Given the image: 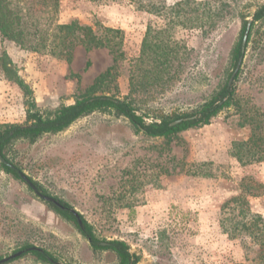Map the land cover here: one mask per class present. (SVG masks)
I'll use <instances>...</instances> for the list:
<instances>
[{
    "label": "rangeland",
    "instance_id": "rangeland-1",
    "mask_svg": "<svg viewBox=\"0 0 264 264\" xmlns=\"http://www.w3.org/2000/svg\"><path fill=\"white\" fill-rule=\"evenodd\" d=\"M12 1L38 35L27 46L0 37V124L26 125L32 103L42 115L70 105L109 70L92 95L129 101L146 123L194 116L228 83L231 49L251 20L233 104L209 124L149 138L114 111H96L7 151L43 195L69 205L99 240L125 242L136 264H250L257 248L246 250L243 236L229 239L220 222L236 215L223 206L241 179L261 186L246 202L264 219V18L252 21L264 0H57L56 12L39 0ZM74 21L122 31V55L114 61L106 48H68L52 36L41 42L42 29L60 35L54 25ZM162 39L175 51L164 54ZM143 56L165 60L166 73L152 79ZM32 247L48 261L25 251ZM21 251L4 264H118L0 168V260Z\"/></svg>",
    "mask_w": 264,
    "mask_h": 264
},
{
    "label": "trees",
    "instance_id": "trees-1",
    "mask_svg": "<svg viewBox=\"0 0 264 264\" xmlns=\"http://www.w3.org/2000/svg\"><path fill=\"white\" fill-rule=\"evenodd\" d=\"M134 2V0H128ZM43 8H48L49 11L56 12L58 7L57 0H39ZM220 11V8H219ZM30 15L24 13L23 9L18 5L13 4L12 0H0V37L3 40H10L14 43L27 46L29 40L38 35L36 28L29 29L27 27V18ZM264 18V6L260 7L253 16V23ZM245 23H243L240 36L233 45L230 52V64L231 69L236 66V62L241 55V40L245 31ZM252 26V25H251ZM54 29L60 35L50 34L49 28L41 30V42H45L48 39L53 38V44L56 39L60 38V43H67L66 47H75L77 45L82 46L85 51H90L93 48H106L113 56V60L116 61L118 57L122 55L119 50V46L122 43V31L112 28H102L100 30H94L89 26H81L75 21L65 25H54ZM40 36V35H39ZM52 36V37H51ZM51 37V38H50ZM250 33L248 34V38ZM56 38V39H55ZM162 39L159 45H162V52L164 54H170L175 50L173 48L168 50V42H164ZM159 48H161L159 46ZM32 49H35L33 46ZM162 53V54H163ZM161 55V54H160ZM162 56V55H161ZM149 61H146L148 60ZM149 65V73L152 79H158L163 73H166L167 67L165 60L161 61V58H152L150 56H143L142 61ZM3 71L10 73L6 64H3ZM110 71V70H109ZM109 71L105 74H100L95 80L93 85L88 89V93L79 96L72 104L60 106L48 115H42L34 108V104H30V108L27 111V123L26 125L17 124H0V154L9 161L7 158V151L10 145L18 140H26L28 142H34L38 138L46 134H57L66 130L77 120L92 114L96 111H114L117 115L127 119L133 126L136 132L142 133L149 138H170L180 132H183L189 128L199 125H207L212 117H214L220 110L227 108L233 104L234 85L228 86L225 82L215 93L211 96L209 101L205 102L200 110L194 116H180L173 119H161L160 121H152L146 123L141 115H138L136 110L132 107L131 103L125 99L120 100L114 95H92L96 91L97 86L100 85L108 75ZM155 74V75H154ZM230 74L228 75V77ZM237 76H235L236 79ZM21 85V83H19ZM136 76L131 75L129 81V92H133L137 86ZM22 86V85H21ZM197 118H196V117ZM192 118V119H189ZM179 124L171 125V123L181 120ZM254 137V135H253ZM259 138L253 140V144ZM252 140V138H251ZM260 140V139H259ZM252 141H249V143ZM256 147V146H255ZM255 162L262 160L261 156H256L253 159ZM203 166V165H201ZM0 168L8 174H11L16 179H20L15 171H11L6 166L0 164ZM18 169V168H17ZM37 190L42 192L37 185L32 182ZM261 189L259 184L253 183L250 179H241L240 181V193L229 199L223 207L231 208V211L236 212L232 218L222 219L220 222L221 230L226 234L229 239L234 240L239 236H243L250 246H246V250H251L256 247L255 255L251 259L246 261L250 264H264V219L261 215L250 211L246 197H255L258 195L257 190ZM47 195V194H45ZM66 210H61L53 204L46 203L53 211H55L62 218L71 222L79 231V233L86 238L92 249L97 250H109L113 252L117 259L118 264H136L138 258L129 252L128 245L120 240L103 241L95 237L92 227L81 217L82 229L77 224L75 217L68 211L71 207L62 201L56 199ZM105 243V245H102ZM251 247V248H250ZM38 260L48 261L49 255L46 252L31 251ZM240 264V263H233Z\"/></svg>",
    "mask_w": 264,
    "mask_h": 264
},
{
    "label": "water",
    "instance_id": "water-1",
    "mask_svg": "<svg viewBox=\"0 0 264 264\" xmlns=\"http://www.w3.org/2000/svg\"><path fill=\"white\" fill-rule=\"evenodd\" d=\"M250 26H251V20L247 21V24H246V27H245V32L243 34V37H242V41H241V49H240V53L241 55L239 56L237 62H236V66H235V69L233 71V73L231 74L230 76V79L228 81V86H231L233 80H234V77L236 76V74L238 73L240 67H241V64L243 62V58H244V54H245V51H246V46H247V42H248V34H249V31H250ZM189 119H192V118H189ZM184 120H187V119H181V120H177L173 123H171V125H176V124H179L181 123L182 121ZM0 164L6 166L8 169H10L11 171H15L17 173V175L19 176V178L28 186V188L34 193V195L39 198L40 200H42L43 202H46V203H49V204H53L54 206H56L57 208L61 209V210H66L57 200H55L54 198L52 197H49V196H45L43 194H41L37 188L35 187V185L29 180V178L24 174L22 173L21 171L17 170L16 167L8 162L7 160H5L1 154H0ZM76 219L77 221V224L79 225V227L82 229V221L80 219V216L77 212H75L74 210H71L69 209L68 210ZM102 245H105V243H102ZM25 251H39L41 252V250L37 249V248H29ZM24 252L21 251V252H18L16 254H13L12 256L8 257V258H5V259H2L0 260V264H4L6 262H8L9 260L13 259V258H16L18 256H20L21 254H23Z\"/></svg>",
    "mask_w": 264,
    "mask_h": 264
}]
</instances>
